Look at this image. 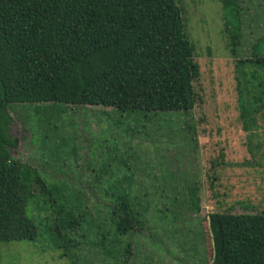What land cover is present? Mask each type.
Listing matches in <instances>:
<instances>
[{
    "label": "rangeland",
    "instance_id": "374dc122",
    "mask_svg": "<svg viewBox=\"0 0 264 264\" xmlns=\"http://www.w3.org/2000/svg\"><path fill=\"white\" fill-rule=\"evenodd\" d=\"M181 5L200 68L192 110L11 105L12 132L19 137L13 155L62 185L69 197L81 196L90 214L69 232L74 245L73 256L67 255L51 232L52 209L42 211L43 200L35 198L28 214L39 226L38 236L1 242L0 264H213L205 217L264 212V113L245 129L237 86L243 72L264 81L262 68L238 65L253 57L256 44L264 53V0H241L244 38L236 54L220 0H182ZM258 82L250 84L253 93L264 90ZM125 176L133 177L134 187L150 191L153 214L166 204L167 215L141 217L134 228L118 230L108 217L105 188ZM191 186L197 187V198ZM156 190L167 195H154ZM101 206L105 217L98 214Z\"/></svg>",
    "mask_w": 264,
    "mask_h": 264
},
{
    "label": "trees",
    "instance_id": "16d2710c",
    "mask_svg": "<svg viewBox=\"0 0 264 264\" xmlns=\"http://www.w3.org/2000/svg\"><path fill=\"white\" fill-rule=\"evenodd\" d=\"M181 1L0 0V244L38 236L39 226L28 214L37 198L43 200L42 211L52 209L54 239L73 256L69 232L90 214L81 196L69 197L62 185L48 182L38 168L13 155L19 137L12 132V104H103L155 113L195 107L200 68ZM220 1L236 54L244 38L243 6L241 0ZM260 49L254 45L253 57L238 60V65L251 63L264 70ZM260 80L254 72H243L238 80L245 129L264 113V90L253 93L250 87L253 81L263 87ZM134 183L133 177H118L105 188L108 217L120 231L134 228L141 217L167 215L166 204L153 214L150 191ZM189 192L197 198V187ZM159 193L167 195L153 192ZM98 209L104 216L102 206ZM205 222L213 264H264V212H212Z\"/></svg>",
    "mask_w": 264,
    "mask_h": 264
},
{
    "label": "crops",
    "instance_id": "0c3cea01",
    "mask_svg": "<svg viewBox=\"0 0 264 264\" xmlns=\"http://www.w3.org/2000/svg\"><path fill=\"white\" fill-rule=\"evenodd\" d=\"M203 227L205 228V230H206V233H207V234H209V233H210V231H209V225H208V223L204 222V225H203Z\"/></svg>",
    "mask_w": 264,
    "mask_h": 264
}]
</instances>
